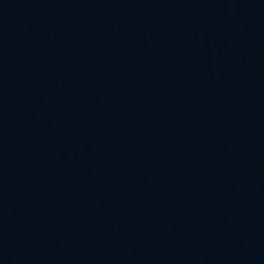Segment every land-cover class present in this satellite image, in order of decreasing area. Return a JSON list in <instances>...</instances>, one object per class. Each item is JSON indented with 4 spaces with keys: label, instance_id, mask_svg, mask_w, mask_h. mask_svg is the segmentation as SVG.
Wrapping results in <instances>:
<instances>
[{
    "label": "water",
    "instance_id": "water-1",
    "mask_svg": "<svg viewBox=\"0 0 264 264\" xmlns=\"http://www.w3.org/2000/svg\"><path fill=\"white\" fill-rule=\"evenodd\" d=\"M0 264H264V0H0Z\"/></svg>",
    "mask_w": 264,
    "mask_h": 264
}]
</instances>
